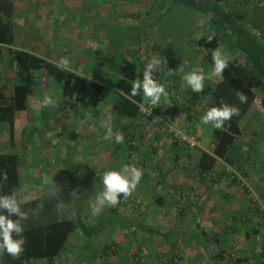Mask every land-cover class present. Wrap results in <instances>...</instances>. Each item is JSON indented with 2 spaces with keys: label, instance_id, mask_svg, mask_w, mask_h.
<instances>
[{
  "label": "crops",
  "instance_id": "obj_1",
  "mask_svg": "<svg viewBox=\"0 0 264 264\" xmlns=\"http://www.w3.org/2000/svg\"><path fill=\"white\" fill-rule=\"evenodd\" d=\"M96 1L97 9H93L95 14L89 20L91 26H85L87 30L81 37L83 47L80 53L75 54L74 49L68 53V58L75 64L80 61L77 56H81L85 64L83 71L76 69L74 65H67L65 61L63 66L102 84L106 88L105 92L107 88H112L115 102L120 92L113 88L120 76L118 73L122 64H126L123 62L124 59L135 62L139 68L144 65L150 67L148 69L151 71L150 76L153 75L155 81L153 85L146 84V95L149 96V99L146 98L147 102L150 100L154 103L152 105L160 111L164 123L195 134L200 140L199 148L190 150L187 147L171 145L166 132L150 119L145 120L142 114L143 117L133 122L122 117L116 119V124L118 120L122 126L131 125V132L134 131L137 137L143 138L140 139L143 142H140L136 148V156L145 160L144 164H139L145 172L139 179L128 170L129 176L134 178L127 177L126 180L121 173L117 182L108 188L115 189L116 186H120L130 197L144 199L142 211L149 221V226L163 232L173 230L172 235L167 238L170 244L160 236L145 233L141 238L150 249L147 251V256L151 255L152 258L157 257L159 253L163 255L169 246L174 245V252L178 255L180 264L264 262V222L257 214L247 216L256 203L264 207V193H260V185L262 186L264 178V131L261 130L262 136L255 138L239 137L233 144V153L243 158L242 161H238L240 169L237 170L257 194L258 202L251 199L252 195L245 192L239 182L230 180L224 174L221 160H218V164L209 172L210 176H200L195 165L201 151L211 154L213 150L214 138L207 149L202 147L199 133L201 124L208 122L207 112L214 101L208 93L220 80L217 68L206 59V51L198 41L203 38L210 39L219 33L217 28L221 17L215 16L217 10L213 11V9L220 6L238 17V23L249 28L250 32L248 37L237 36L224 28L227 33L222 34L223 30L220 33L222 40L218 49L219 57L229 61L235 58L246 61L245 53L234 46L239 41L248 44L250 36L264 43V33L254 28L252 21V16L258 15L264 7V0H199L196 9L184 6L187 16L184 14L183 18L189 23V27L183 33L178 48L173 47L175 35L161 32L163 36H160L156 30L160 29V24L165 19L162 10L166 8L165 5L169 6L172 0H140L142 9L140 16H131L139 0H125L126 5L122 8L124 10H121V6L117 7L114 0ZM14 3L15 13L12 20L16 43V23L22 25L24 21L19 20L21 14L17 12L19 7L17 0H14ZM209 8L212 10L209 11ZM124 25H126L125 29L122 28ZM23 30L27 32L28 29L23 28ZM29 33L34 34L36 41L39 40L36 47L17 48L59 63L53 55L43 52L47 44L51 45L49 41L51 37L48 36L50 32L46 31L41 38L30 29ZM85 40H90L87 46ZM102 103H105V100ZM199 105L200 112L197 109ZM99 108H103V105ZM88 115L92 117L95 113L88 112ZM112 117L110 111L108 118ZM30 122L33 120L28 121V125H32ZM209 123L214 125V135L218 125ZM196 124L199 125L198 128L195 127ZM110 125L108 126L105 121L101 127L96 128L97 143L101 142L102 146L106 147L104 142L106 137L108 139L107 133L110 132V137L117 148L118 140L112 137L115 132L111 131V128H115V124L111 122ZM81 128L87 136H91L93 129ZM117 149L120 151V148ZM102 155L105 156L104 153L100 156ZM102 159L103 157L101 161ZM89 160L92 161V158ZM103 163L104 161L100 163L98 172L102 171L105 175L106 164ZM42 169L41 164L37 165L34 175H43L45 171L42 172ZM38 179V182L42 181L39 177ZM51 181L53 180L48 183ZM70 182L73 181H65L62 186L71 187L73 193L78 192L79 182L77 183V180L73 182L77 184L76 189L73 184L70 185ZM41 183L45 184L43 181ZM107 191L105 185L97 187V197H109L115 192L114 190L107 195ZM159 197L162 200L160 202L156 200ZM179 213L181 215L178 216ZM242 214H245L246 219ZM119 229L117 227L116 230ZM132 244L133 241H129L131 247Z\"/></svg>",
  "mask_w": 264,
  "mask_h": 264
},
{
  "label": "trees",
  "instance_id": "obj_2",
  "mask_svg": "<svg viewBox=\"0 0 264 264\" xmlns=\"http://www.w3.org/2000/svg\"><path fill=\"white\" fill-rule=\"evenodd\" d=\"M114 1L117 7L121 6V10H124L122 8L126 5L125 0ZM198 1L172 0V3L162 10V15L166 17L174 14L185 20L183 17L187 15L184 6L196 9ZM140 5L139 0L131 16L141 15ZM210 10L212 9L209 8ZM214 10H217L215 16L221 17L217 28L219 33L210 39H200L198 44L206 51V59L217 68L220 76L217 85L210 94L208 93L214 101L207 112L218 128H215L212 153L201 151L196 159L195 165L200 176H210L209 172L218 164V160H224L239 170L238 161L243 158L233 153V144L242 136L257 137L260 128L264 131V43L250 36L248 44L239 41L234 46L245 53L246 61L238 58L232 61L221 59L218 49L221 46L222 30L224 35L227 33L226 29H229L237 36L247 37L250 30L238 23V17L220 6ZM14 13V0H0V47H3L0 56L7 59L5 70H2L0 75L2 78L9 77L0 81V124H6L9 130L8 144L2 147L4 138L0 140V264H72V251L87 248L91 249L92 253L86 255L84 252L87 258H78L80 254H77V264H105V261H111V264H180L178 255L174 252V245H168L169 248L163 255L158 252L160 255L156 253L157 257L147 256L150 249L141 237L150 233L162 237L170 244L167 238L172 235L173 230L163 232L149 226L145 214L139 209V206L143 205L142 200L130 197L120 186H116L114 194L109 196L106 208H109L110 215L99 220L97 213L91 222L88 220L90 203L97 197V187L104 186L101 181L102 171L91 172L82 177L83 180L78 183L79 191L75 193L71 187L57 186L58 183L54 180L48 183L49 185H39L38 180L26 181L20 177L19 156L14 152L17 143L16 117L18 112L28 110V103L36 91L38 81L44 78L46 84L49 82L50 87L56 86L60 91L58 95H55L53 89L50 92L56 97V102L53 103L58 109L63 104L72 109L80 106L90 108L95 115L99 109L103 110L99 107L106 88L45 57L17 48L12 20ZM156 30L160 35L161 29ZM123 62L126 64H122L118 73L120 76L114 86L120 95L106 112L111 111L113 115L112 123L116 126L114 125L115 128H111V131L115 132L113 138L118 140L117 148L133 159L136 157L138 144L143 142L140 139L143 138L137 137L134 131L131 132V125L122 126L118 120L116 124V119L122 117L133 122L142 116V104H154L146 100L149 99L146 95V84L153 85L155 79L153 75L150 76V67L144 65L139 68L135 62L126 59ZM155 109L161 115L157 107ZM143 118L149 120L147 116ZM0 129V134L4 133V129ZM74 174L75 172L70 173L72 179L76 180ZM241 186L248 194L257 196L250 185L251 191L245 185ZM260 193H264V178ZM252 196L254 201L255 197ZM156 200L162 201L160 197ZM70 205L72 209L69 208ZM128 207L133 208L134 213L127 214ZM262 207L256 203L247 216L257 214L264 222ZM243 217L246 219L245 214ZM117 227L120 229L116 230ZM130 227L142 233L140 239L136 240L132 235L122 237L121 232L130 233ZM116 233L121 240L114 237L117 236ZM131 240L134 244L132 247L129 245ZM68 253L71 256H66ZM64 258L66 261L61 262Z\"/></svg>",
  "mask_w": 264,
  "mask_h": 264
},
{
  "label": "rangeland",
  "instance_id": "obj_3",
  "mask_svg": "<svg viewBox=\"0 0 264 264\" xmlns=\"http://www.w3.org/2000/svg\"><path fill=\"white\" fill-rule=\"evenodd\" d=\"M17 4L19 5L17 12L21 14L19 20L21 22L24 21V23H22V25H17L16 23V47L24 46L34 48L37 42L39 43V40L36 41L34 39V34L29 33V29L40 35V38L42 35L46 34V31L47 33L50 32L48 36L49 38L51 37L49 40L51 45L49 46L47 44L43 52L50 56L53 55L54 59L59 61L58 64L61 63L60 65L62 66L65 65V61L67 65H74L76 69L83 71L82 69H84L85 64H83L84 61L81 56H77L80 61L78 64H75L73 60L71 62V59L68 58V53L72 49H74V53L76 52L75 54L78 55L80 53V49L83 47V39L81 37L83 32L87 30L85 26H91L89 20L92 19L95 14L93 13V9H97V1L17 0ZM165 7H167V5H165ZM141 12L139 14H142ZM178 19L181 18L177 15H167L160 24L161 32L176 36L173 45L174 48L179 47L182 35L189 27V23L186 20L181 19V21H179ZM252 21L254 28L264 33V7L259 11L258 15L252 16ZM22 27L26 28V30L28 29L27 32H25ZM122 28L125 29L126 25ZM160 36H163V34H160ZM89 42L90 40H85L86 46ZM52 45H54V47ZM2 50L3 47H0V52ZM70 55L72 54L70 53ZM6 64L7 59L1 55L0 72L5 70L4 66H6ZM88 66L91 67L90 64H88ZM8 68H6L7 73L10 72ZM7 78L9 77L6 76V78H2L0 75V81H4ZM111 89L112 88H107V92H105L101 101L103 110L99 109L97 114L91 117V115H88V112H92L90 108L77 106L72 109L66 108V105L63 104V106L58 109L59 107L53 103L56 102V97L50 92L53 91L55 95H58L60 91L57 90L56 86L50 87L49 82L46 84L44 78L42 81H38L36 91L28 103V110L26 112H18L16 117L15 141H17V143L14 152L19 156L20 177L24 178L26 181H36L39 180V177L47 185H49L48 181L52 179L58 183L57 186H61L65 181L74 182L70 173L75 172L74 179L77 180V183H81L84 176L89 174V171L98 172L99 166L101 165L100 163L104 161L106 164L105 175L101 176L103 185L110 187V185L117 182L121 173H123L124 180L127 179V177L134 178L129 176L130 172L140 179V176L145 171L139 164H144V159L139 156L130 159L124 152L119 151L115 148V143L111 139L110 134L107 135L108 139L106 137V141L104 142L106 147L102 146L101 142L97 143V138L95 136L97 132L96 128L99 126L101 127L105 121L108 126H111L110 123L113 121V119L108 118L110 117V112H106V109L112 107L115 103L113 97L114 91ZM113 89L115 90V88ZM104 100L105 103H102ZM63 101L64 100H62V102ZM205 105L204 107H207ZM197 109L199 112L201 111L200 105ZM205 109L206 108H204V110ZM206 118L208 122H203L201 124L199 137L201 138L202 147L208 149L214 138V125H211L209 122H213L214 124L215 122L209 116ZM31 120H33V122H30L32 125H28L27 122ZM81 127L93 129L91 130V136H87L85 132L81 131ZM195 127L198 128L199 125L196 124ZM0 128L4 129V133L0 134V140L4 138L2 147H5L9 139L8 126L2 123L0 124ZM131 129L132 128H130V130ZM260 129L257 132L258 137L263 135ZM102 153H104L105 156L102 155L103 159L101 161L102 157L100 155ZM89 158H92V161L89 160ZM39 164L43 167L42 172H45L43 175L38 174L35 176L34 172ZM42 181L39 182V185H42ZM73 182H70V185L73 184ZM73 185L76 189L77 184L75 183ZM108 187H106V189H108L106 194L114 191V189ZM135 192L136 191H134V193ZM137 199H141L142 202L144 200L142 198H135V200ZM108 202L109 197H94L93 201L90 203L91 208L88 220L91 222L97 213L99 214L98 217L96 216L97 219L101 220L107 218L108 215H110L109 208H106ZM69 208L72 209L71 205ZM142 208H144V202L143 206H139V209ZM98 210L100 212H98ZM126 213H134L133 208L128 207ZM129 231L130 233H127V231L121 232L122 237L126 238L132 235L136 240L140 239L139 237H141L142 233L137 232L132 227H130ZM116 235L117 239L121 240L117 233ZM84 252L86 255H90L92 250L89 248H87V250H73L71 253L73 257L69 253L66 256H71L72 260H70V262H72V264H77L78 262L75 261L77 254H80L77 256L78 258H87ZM64 261H66L65 258L62 259L61 262ZM155 261L156 259L154 258V262ZM102 262H104V260H102ZM104 263L111 264V261H105Z\"/></svg>",
  "mask_w": 264,
  "mask_h": 264
},
{
  "label": "built area",
  "instance_id": "obj_4",
  "mask_svg": "<svg viewBox=\"0 0 264 264\" xmlns=\"http://www.w3.org/2000/svg\"><path fill=\"white\" fill-rule=\"evenodd\" d=\"M140 113L144 116H147L150 120L156 123L161 130L166 132L169 138V143L171 145L178 146V147L180 146L187 147L190 150H195L199 148L200 140L197 138L195 134L187 133L183 130L174 128L170 124L164 123L152 104L151 106H146L142 104L140 106ZM221 162L223 165V172L230 178V180L232 181L235 180L237 182H240L241 185H245L248 188V190H250L249 185L245 183L243 178L240 176L239 171L235 167L228 164L224 160H221ZM253 197H255L253 198L255 202L258 201V198L256 195H254ZM263 220H264V217H263Z\"/></svg>",
  "mask_w": 264,
  "mask_h": 264
}]
</instances>
